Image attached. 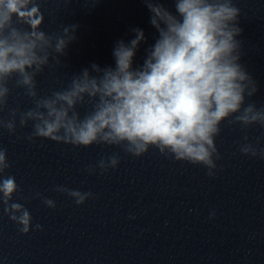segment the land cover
I'll use <instances>...</instances> for the list:
<instances>
[{
    "label": "clouds",
    "instance_id": "obj_1",
    "mask_svg": "<svg viewBox=\"0 0 264 264\" xmlns=\"http://www.w3.org/2000/svg\"><path fill=\"white\" fill-rule=\"evenodd\" d=\"M144 3L158 37L142 64L134 67V58L146 37L142 29L133 28L134 38L119 40L113 48L114 67L92 63L74 74L67 87L41 96L36 77L46 67L61 64L79 25L49 33L43 30L41 0H0V112L8 108L10 83L23 89L33 105L26 111L9 109L8 118H0V129L15 135L17 120L21 129L31 122L32 130L24 137L31 142L39 138L74 147L118 146L137 158L154 148L167 158L203 166L214 176L220 159L215 138L223 123L242 130L264 128V107L246 102L258 84L240 62L241 10L234 0H175V13L161 0ZM83 105L90 107L81 117L77 108ZM243 140V155L264 159L259 141L248 143L246 135ZM119 163V155L113 154L97 167L106 172ZM10 167L7 149L0 147V204L18 231L28 234L32 215L24 204L13 202L22 189L8 173ZM55 190L77 205L93 195L63 185ZM35 198L56 207L39 192ZM35 228L43 230L39 224Z\"/></svg>",
    "mask_w": 264,
    "mask_h": 264
}]
</instances>
